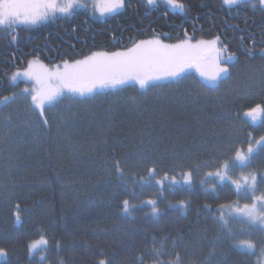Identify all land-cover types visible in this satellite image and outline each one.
<instances>
[{"label": "trees", "instance_id": "obj_1", "mask_svg": "<svg viewBox=\"0 0 264 264\" xmlns=\"http://www.w3.org/2000/svg\"><path fill=\"white\" fill-rule=\"evenodd\" d=\"M180 2L183 12L165 0L153 5L125 0L122 10L104 19L81 11L15 26L6 30L8 35L1 32L0 100L25 85H12L7 77L32 59L73 62L94 51L123 50L151 36L179 40L185 38L182 33L165 35L198 14L201 20L209 13L233 18L235 9H248L255 18L264 17L257 0L231 8L223 0ZM197 32L189 34L194 39L212 36ZM247 65L264 67L260 60ZM120 92L137 93L131 86ZM144 97L128 108L101 101L63 130L45 127L37 151L0 186V248L6 252L0 264H99L101 259L107 264H173L177 258L179 264H259L264 231L235 220L225 225L218 218L224 205L251 204V194L245 196V190L229 182H207L205 176L233 161L251 138L264 135V123L253 127L245 118L251 107L264 104V88L222 102ZM152 168L156 175L149 178ZM233 172L257 175V194L264 192V144L246 167L235 166ZM183 173L191 174L189 186L163 182L165 176ZM124 200L132 203L128 212ZM42 237L47 241L42 255L32 256L29 245ZM239 242H251L256 252L238 250Z\"/></svg>", "mask_w": 264, "mask_h": 264}, {"label": "snow or ice", "instance_id": "obj_2", "mask_svg": "<svg viewBox=\"0 0 264 264\" xmlns=\"http://www.w3.org/2000/svg\"><path fill=\"white\" fill-rule=\"evenodd\" d=\"M149 5L156 3V0H147ZM174 10L183 12L185 5L180 0H165ZM251 3L252 0H223L225 6L231 8L244 3ZM259 5L264 9V0H258ZM89 5L86 0H0V27L10 30L17 25H36L40 22H46L49 19H55L57 14L70 16L74 9L87 8ZM92 7L101 16L105 14H117L125 7V0H94ZM255 7V3H253ZM15 41L16 37L13 36ZM219 38L212 41H194V37H188L179 40L174 44L164 43L159 38L144 39L133 41L131 47L114 52H93L86 55L83 59L76 60L72 63L64 62L63 68L57 66L54 70L45 68L39 61L29 62L27 70L23 73H17L12 77L13 81L18 76L26 77L34 81L35 87L31 90L24 89L26 94H31L33 104L42 109L47 103L56 101L58 97L74 98H93L97 90L113 89L120 90L128 85L138 86L141 90L151 87H158L159 83L167 78L178 80L181 74L185 73L188 68H195L199 75L205 81L215 85L218 80H223L228 74V67L221 66L220 52L217 51L216 45ZM214 58L209 60L212 54ZM233 57L229 56L228 60ZM203 86V85H202ZM11 98L4 97L0 103H7ZM245 115L253 122L257 120L264 123V104H257L251 107ZM47 123V121H45ZM258 144H264V137H261ZM251 145L248 154L237 152L236 161L243 167H246L252 158ZM235 165L226 161L224 172L216 173L220 178L226 179L229 175V169ZM118 173H122L119 165L116 168ZM150 177L156 175L155 169H149ZM185 180H190V173H185ZM212 175V173H209ZM167 179V176H165ZM245 196L251 192L253 204L244 205V213L252 221L259 220L264 222V192L259 196L256 176L244 177ZM251 183H248V181ZM264 182V180H262ZM157 183H162L158 180ZM237 190L242 185L239 181H233ZM152 212L156 214L158 209L153 201ZM182 204V202H181ZM129 201H123V210L128 211ZM17 213V220H19ZM47 241L42 237L40 241H35L29 245L30 254L33 253L40 245ZM245 246L249 249L254 248L251 242H246ZM160 253H157L159 255ZM6 256L4 249L0 248V257ZM99 264H107L103 259ZM142 264V262H141ZM179 264V258L173 262Z\"/></svg>", "mask_w": 264, "mask_h": 264}, {"label": "rangeland", "instance_id": "obj_3", "mask_svg": "<svg viewBox=\"0 0 264 264\" xmlns=\"http://www.w3.org/2000/svg\"><path fill=\"white\" fill-rule=\"evenodd\" d=\"M258 1V0H257ZM89 5L87 8H77L74 9L72 15L76 12L86 11L92 18L97 20L104 19L107 16L112 14H105L101 16L95 9L92 7L94 0H86ZM122 10V9H121ZM70 15V16H72ZM57 16H64L57 14ZM42 23V22H40ZM39 24V23H38ZM36 24V25H38ZM22 26V25H17ZM14 30V29H13ZM8 35L6 29L0 27V33ZM10 33V30H8ZM159 38L158 36H151L146 39ZM3 38L2 40H4ZM184 39V38H182ZM144 40V39H143ZM164 43L174 44L179 42V40H174L166 42L161 39ZM212 41L210 38H202L198 36L195 38V41ZM132 46V45H131ZM129 46V47H131ZM219 49V50H218ZM217 51L220 52V64L221 66L228 67V74L225 80H218L215 85L207 82L202 78L195 68H188L185 70L187 74L182 80L167 78L159 83L158 87H151L145 90H141L138 86L128 85L126 87H133L136 90V94H125L120 92V90L113 89H103L97 90V94L93 98H80L78 96L74 98L58 97L56 101L52 103H45L42 109L37 108L31 99V94H26L24 92L25 88L32 89L35 87L34 81L28 80L26 77L18 76L15 81L12 77L17 73H23L27 70L29 62L39 61L32 59L28 64L20 70H14L7 78L9 83L16 85L18 83L25 84L22 86L21 90L16 92L13 95L7 96L11 98L7 103H0V186H4L8 182L11 174L18 171V167L21 163L25 162L31 155H33L39 146V143L42 138V134L45 131V127L50 126L51 130L59 131L67 128L73 121L81 117V113H88L92 110L93 106L101 101L108 102L110 105L128 108L130 106H135L139 104L140 98L146 96V100L149 97H155L153 101H168L170 103H197L200 100L209 101L214 100L218 102L234 97L246 96L251 93L260 92L264 88V67L261 65L247 67L243 63H234L232 66H229L233 63L232 60H228V57L222 54V50L218 47ZM122 50V49H120ZM124 50V49H123ZM119 51V50H116ZM94 52H104V51H94ZM114 52V51H113ZM93 53V52H92ZM89 53L88 55H90ZM215 54L213 53L209 60L213 59ZM85 56L77 59H83ZM76 61V60H75ZM74 62V61H73ZM40 64L44 65L45 68L55 69L57 66L63 68L64 63L57 64H46L39 61ZM72 63V62H69ZM203 85V86H202ZM132 94V96H131ZM145 98V97H144ZM143 98V99H144ZM3 100V99H2ZM150 101V104L152 103ZM149 103V101H147ZM47 121V123H45ZM264 137V135L251 138L250 144L245 149H240L237 152H242L248 154L249 146L253 150L252 155L255 151L263 144H258L257 141ZM236 152V154H237ZM236 154L231 161L235 166L243 167L236 161ZM7 165V166H6ZM234 166V167H235ZM234 167L229 169V175L226 179H221L220 176H217L218 171L224 172V166L216 171L211 172L212 175L207 174L205 179L207 182H210V178H214L220 182H229L237 190L235 183L233 181H239L242 185L241 189L238 191L245 190L244 177L256 176L255 174H243L236 173L234 174ZM185 173L178 175L172 179H165L163 182L167 185H176L183 184L184 186H189L192 182V177L190 180H185ZM264 176V173L261 175ZM248 183H251L249 180ZM251 194V192L249 191ZM256 195H258L256 193ZM259 196V195H258ZM130 207L128 211L132 209V203H129ZM253 204H249L250 206ZM127 211V212H128ZM218 218L223 224H228L230 221L235 220L243 222L247 225H250L256 229L264 231V222L252 221L244 213V205L237 204H227L219 208ZM41 240V239H40ZM38 240V241H40ZM246 242L236 243L235 246L238 250L245 251L248 253H255L257 248L254 245V248L249 249L245 246ZM45 244L40 245L33 253L36 255H42L43 248ZM33 253L32 256H33ZM260 259L258 260L259 264H264V251L260 253Z\"/></svg>", "mask_w": 264, "mask_h": 264}, {"label": "flooded vegetation", "instance_id": "obj_4", "mask_svg": "<svg viewBox=\"0 0 264 264\" xmlns=\"http://www.w3.org/2000/svg\"><path fill=\"white\" fill-rule=\"evenodd\" d=\"M233 12V18L232 14H222V17H220L214 13H209L210 15L206 20L200 19L202 14L185 18L173 30L166 33L165 37L173 35L175 32L182 33L184 37L185 34L192 37L189 34L192 31H196V33H198L197 31L208 32L212 35L213 40L219 38L216 49L219 47L223 55L233 57V63L229 66L238 62L250 67L251 65L248 66L247 63H254L257 60L264 63V17L257 16L255 18L254 14L248 9H242V11H236L235 9ZM225 16L227 20H225ZM233 19L236 20L235 24ZM218 20L221 21V26H219ZM240 59H243V62ZM246 120L253 127L261 125L259 120L256 122L249 118H246Z\"/></svg>", "mask_w": 264, "mask_h": 264}, {"label": "bare ground", "instance_id": "obj_5", "mask_svg": "<svg viewBox=\"0 0 264 264\" xmlns=\"http://www.w3.org/2000/svg\"><path fill=\"white\" fill-rule=\"evenodd\" d=\"M246 116V115H245ZM247 117V116H246ZM247 118H249V117H247ZM250 119V118H249ZM7 166V165H6Z\"/></svg>", "mask_w": 264, "mask_h": 264}]
</instances>
